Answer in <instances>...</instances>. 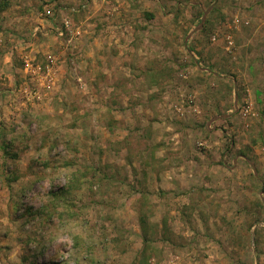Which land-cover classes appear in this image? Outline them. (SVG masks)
<instances>
[{
	"label": "rangeland",
	"instance_id": "rangeland-1",
	"mask_svg": "<svg viewBox=\"0 0 264 264\" xmlns=\"http://www.w3.org/2000/svg\"><path fill=\"white\" fill-rule=\"evenodd\" d=\"M131 1L123 27L103 8L91 18L81 9L69 15L92 27L86 35L28 47L38 63L48 52L60 58L58 80L40 84L32 104L13 97L36 89L23 77L18 89L8 76L0 84L16 110L0 125V264H264V211L232 209L259 190L217 195L211 180L237 144L264 146V0H159V10L157 0ZM10 2L0 57L13 37L5 31L23 29L20 41L47 25L39 8L53 3ZM119 28L129 37L122 48ZM89 35L115 51H92ZM248 105L254 115L243 114ZM256 179L230 187L264 190ZM189 186L203 197L197 205Z\"/></svg>",
	"mask_w": 264,
	"mask_h": 264
},
{
	"label": "crops",
	"instance_id": "crops-1",
	"mask_svg": "<svg viewBox=\"0 0 264 264\" xmlns=\"http://www.w3.org/2000/svg\"><path fill=\"white\" fill-rule=\"evenodd\" d=\"M52 1H53V3L51 5V8H52L51 11L48 12L45 9L46 6L39 8L40 9L39 15L42 16L43 14H45V16L42 17V19L43 20L45 19L47 25L52 24V19H53L54 14H56L58 17L61 16V18L65 17V16H70L69 13H72L74 16L81 15V14H79L81 11L75 12V11H73L74 10L73 7H71L72 5L73 6L76 5L77 7H80L79 6L80 3L78 4V2L80 0L69 2L68 5L65 7V9H63L61 7L60 1H57V0H52ZM81 1H84V0H81ZM137 1L141 2L142 0H137ZM158 1L159 0L156 1L157 2V5H156L157 10H159V7H160V5H158ZM88 2H87L88 3L87 8L82 9L83 10L82 14L87 12L86 13L87 18H91V17L95 16L98 13V11L103 8L101 11L102 13L108 12L110 15H112L114 20H117L116 23H122V25L120 24L121 25L120 27H123L124 22L127 21L125 19V17H123V14H124V16H127V15L135 16V13H133V11H135V9L131 8V5L136 3L135 1L132 2L131 0H122V2L119 5H118V3L116 4L112 0H103V1L102 0H99V1L98 0H88ZM92 2H94V3H92ZM75 3H77V4H75ZM152 6H153V8L151 10L153 12H151V13L149 12L150 17L155 15V12H156L155 6L153 4H152ZM105 7H108L109 10H107ZM8 10L9 9L5 8L1 12V21H2V19H4V22L3 21L1 22V27L6 26V21H7L6 16L9 14ZM26 10H30L29 7H27ZM64 11H67V12L64 13ZM124 11H126V12L129 11V13L125 14ZM47 13L51 14V16H48ZM75 13H77V14H75ZM124 28H126V27H124ZM124 28L123 29L119 28L118 31L115 33V35H113L116 37L115 42H118L116 47L122 48L123 44H121V42L123 43V41L128 40V38H129L128 33H125V30L127 28L126 29H124ZM90 29H92V27H90V25H89V27L84 29V34L86 35V33L89 32L88 30H90ZM20 30L22 31L23 29H20ZM21 31H19V33L15 32V31H9V30L5 31V37L6 38L8 35H12L13 37L9 38V40H8L9 42H11V46L8 48V50H7V48L4 47L3 48L4 52H2V57H0L2 59V60H0V65L3 62L1 69L4 70L3 72L0 73V78L4 79V80L0 79V84L5 85L7 83L6 77L8 76V80H10L11 83H15V87L17 89H18V83L21 81L20 78L23 77L24 79H26L25 74L22 75V73H23L22 67L21 66L18 67V63L16 60V56L19 54V52H21V50H20L21 47H18L19 41H17V39L20 37L17 34H21L22 33ZM104 31H106L104 35L109 37V35H108L109 30L106 29ZM6 32H8V33H6ZM27 32H28V30H27ZM15 35L18 36L17 39H15ZM85 38H86V36H85ZM87 38L94 39V40H91L92 42H94V47H95V45L98 46L97 48L92 47L91 48L92 51L94 50V51H97V53H100V52L106 53L105 49H110L111 42H109L107 44V43H104V40L103 41L101 40L103 43L100 41V43L98 44V42H99L98 38L93 37V35H89ZM43 43H45V42L38 43V46L42 50H44V47H45V46H43ZM106 44H107V47H106ZM90 47H91V45H90ZM112 48L113 49H110L111 53H113V51H115L114 50L115 47L112 46ZM14 53H15V55H14ZM91 53L92 52H90V54ZM111 53H109V59L112 55ZM19 58H21V57H19ZM59 66H60V64H59ZM61 67H62V64H61ZM26 82H27V79H26ZM38 87H39V85H38ZM16 88H15V90H16ZM6 90L7 89H4L3 87L0 86V125H1V121L4 119V117L7 116L6 112H8V115H10V114H12L11 112L14 113L16 111L13 109L8 110L7 104L4 106L5 102L2 100V97L5 96V94L7 92ZM9 90L13 91L11 89H9ZM17 91L19 92L20 90H17ZM14 92H13V95H14L13 97L19 98V101H21L22 105H24L28 102L30 103V101H35L36 100L35 98H37V97L31 96L30 95L31 92H26L25 94H23V96L21 93L19 94V93H14ZM15 101H18V100L16 99ZM30 104H32V103H30ZM2 109L4 110L3 112H2ZM226 115L229 116V113ZM215 128L218 129L217 125L215 126ZM228 153H230V154L232 153V155H233V153H235L233 160H232V165H229L230 163H227V161L221 162V166L225 170H222L221 166H218L216 173H211V180H214L212 183V186L214 188H216V194L217 195H226V196L229 195L230 197H233L235 195V193H237L238 196H240V195L243 196L245 194L251 195L252 193L257 191V189H258L259 190V192H258L259 197L257 198V196H256L255 199H253L254 201L252 204L247 205V206H244V205H238L237 206L236 205L235 208L232 207V209H234V210L237 209L239 212L246 213L249 211L250 213H253L254 215L258 216L261 212L264 211V198H263L264 197V190H262L260 187H258L256 189L253 188L252 190L249 188H240V189L235 190L234 188H232L230 186H231V183L236 182V181H240V183L245 182L246 180L249 181L248 180L249 178H251V179L258 178L260 181H264V146H261L260 144H258V145L252 144V145H248V147H243V145L237 144V147L235 146L233 148L232 152H228ZM239 165H241L243 167L242 172H240V171L235 172V170H237V167ZM229 170H232V171H229ZM183 174L186 176V177H184L186 179H190L191 177H193L192 179H195L197 177L199 178V176L197 174L193 175L189 171L188 172L185 171ZM192 179H190V180H192ZM260 181H257V183H259ZM221 187H223V188H221ZM219 188H221V189H219ZM218 191H220V192H218ZM221 191H222V193H221ZM187 194L194 196L191 199V202L194 205H197V203H199L201 201L200 199H203L202 195L200 194V190H198V191L193 190L192 191L191 186L188 187V190L187 189L184 190V196H186ZM255 195H256V193H255ZM249 202H251V201H249ZM233 205L234 204L232 203L231 206H233ZM202 207H203V205L201 206V208ZM219 207H220V205H219ZM230 209H231V207H230ZM197 210H199V209L197 208ZM232 212H233V210H232ZM232 212H231V214H232ZM238 217H240V215ZM239 223L241 225H243L244 224L243 219H240V221H237V224H239ZM263 224L264 223L262 222V225ZM234 226L237 227V225L232 222L231 227L234 228ZM254 226H256V225H253L252 228H254Z\"/></svg>",
	"mask_w": 264,
	"mask_h": 264
},
{
	"label": "built area",
	"instance_id": "built-area-1",
	"mask_svg": "<svg viewBox=\"0 0 264 264\" xmlns=\"http://www.w3.org/2000/svg\"><path fill=\"white\" fill-rule=\"evenodd\" d=\"M88 0H85L80 8H73V11L84 9L88 6ZM49 12V11H48ZM84 32V29L80 25H75L70 16H65L59 20L56 14L53 15L52 24L45 25L42 21L35 23L28 32V35L21 39L18 43V47L25 49L23 55H21L22 61V70L25 74V77L29 83L33 84L36 89H32L30 93L31 96L39 97L38 85L48 84L53 85L57 81L56 71L59 67V56L53 52H48L45 55V63L36 62V58L31 56L27 49L30 47L36 40L48 39L52 35H57L59 38L71 42V40L76 36H81ZM215 39V37L213 38ZM34 91V92H33ZM244 115L254 114L252 113V106L248 105L243 108ZM179 258V257H176ZM176 260V259H175ZM171 261L169 264H181L177 261Z\"/></svg>",
	"mask_w": 264,
	"mask_h": 264
},
{
	"label": "trees",
	"instance_id": "trees-1",
	"mask_svg": "<svg viewBox=\"0 0 264 264\" xmlns=\"http://www.w3.org/2000/svg\"><path fill=\"white\" fill-rule=\"evenodd\" d=\"M11 4V2H10V0H3L2 2H0V11H2V10H4L5 8H7V7H9V5ZM81 4V3H80ZM9 143V141H6V140H4L3 141V145L4 146H2V148H5V151L8 153V148H9V145L10 144H8ZM7 148V149H6ZM263 189H264V183H263V187H262Z\"/></svg>",
	"mask_w": 264,
	"mask_h": 264
},
{
	"label": "water",
	"instance_id": "water-1",
	"mask_svg": "<svg viewBox=\"0 0 264 264\" xmlns=\"http://www.w3.org/2000/svg\"><path fill=\"white\" fill-rule=\"evenodd\" d=\"M205 20V18L203 19V21Z\"/></svg>",
	"mask_w": 264,
	"mask_h": 264
}]
</instances>
